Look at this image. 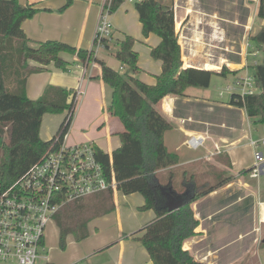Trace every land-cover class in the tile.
Here are the masks:
<instances>
[{
    "label": "trees",
    "instance_id": "16d2710c",
    "mask_svg": "<svg viewBox=\"0 0 264 264\" xmlns=\"http://www.w3.org/2000/svg\"><path fill=\"white\" fill-rule=\"evenodd\" d=\"M72 1L68 0L66 7ZM125 2L110 0L111 14ZM134 5L143 36L154 34L160 39L150 52L152 59L162 63V71L155 84L145 83L136 76L139 54L135 50L137 40L132 36L127 35L119 41V49L115 53L121 64L129 69L122 74L97 58L94 49H78L65 42L51 40L39 42L36 47L30 46L22 25L39 9L18 0H0V186L3 189L11 186L48 149L50 141H44L40 136L46 114H65L58 130L63 134L69 132L74 119V90L47 86L42 96L33 100L26 94L28 76L44 71L52 63L57 69L68 72L71 63L60 57L63 53L76 55L85 64L95 62L101 68V79L111 89L107 112L124 126L119 135L121 146L112 154L97 148V158L109 179L113 168L119 192L140 194L144 198L140 209L156 212V218L144 227L138 240L153 264H210L197 261L184 248V242L196 235L199 225L192 204L228 185L234 178H219L215 183L205 181L198 186L197 176L188 170L191 166L180 165L179 154L169 150L165 143L166 133L174 126L161 114L159 107L169 95L184 97L189 88L208 89L214 74L235 77L243 69L231 71L225 66L215 73L184 67L173 0H141ZM257 17L264 20V0H258ZM250 40L263 55L262 62L253 66L260 91L245 97L233 95L228 105L244 109L252 122L259 124L264 123V27ZM108 42H104L105 49H109ZM29 61L36 65L31 66ZM177 199H182L184 205L169 212L168 203ZM115 209L114 191L109 189L67 203L53 220L62 241L68 235L83 241L90 236L89 223Z\"/></svg>",
    "mask_w": 264,
    "mask_h": 264
},
{
    "label": "crops",
    "instance_id": "0c3cea01",
    "mask_svg": "<svg viewBox=\"0 0 264 264\" xmlns=\"http://www.w3.org/2000/svg\"><path fill=\"white\" fill-rule=\"evenodd\" d=\"M18 1L21 4H33L39 9L38 13H36L33 18L26 20L22 25L26 36L30 40V46L36 47L39 42L51 40L62 41L78 49L88 51L94 49L93 47L90 48L86 46L89 45L92 38L94 39L100 12L106 0H73L68 7H66L68 0ZM173 5L175 9L176 31L179 37L184 67H210L215 69L213 71L219 73L225 66L231 71L240 70L249 66V54L252 53V49L247 50L245 48V40L250 38V36L256 35L264 27V20L257 17L258 0H244L243 7L247 12L249 11V15L244 16V21L238 19V29L241 31L240 37H238V51L228 50L224 46L226 40L224 23L227 22V19L221 18V14L219 15L217 12L213 14L208 13L211 9V5L206 2V0H173ZM110 19L114 29V35L108 42L109 49L106 50H112L115 44L114 41L118 44V42L124 40L127 35L135 38L137 40L135 50L139 54V71L136 73V76L145 83L155 84L156 77L161 74L162 63L161 61L152 59L150 52L153 47L160 43V39L154 34H150L148 37L143 36L139 14L135 9L134 3L128 0H126L115 13L111 14ZM185 23L191 28L190 30L188 28V30L191 35L193 34L192 38L195 39L197 38L196 36H199L197 39L201 40L199 45L197 42L195 43L191 39L188 41L187 38L182 36L180 28H182ZM202 25L203 28L206 26L209 27L211 30L209 34L199 30ZM232 25L237 26L236 24ZM103 49L105 48L95 52L97 58L104 60L108 66L122 74L129 70L128 67L121 64L116 56V63L110 61L106 57ZM220 51L230 52L231 55H229L230 57L228 58L223 54L216 56L215 53H221ZM60 57L71 63L69 71L64 72L57 69L52 63L46 67L44 71L29 75L26 81L27 96L30 99L36 100L42 96L47 86L61 87L74 91L77 90V88H81L82 93L80 94L74 113V119L68 133V142L71 144L92 143L96 148L101 149L105 153L112 154L113 151L121 146L119 135L124 131V126L118 118L111 116L107 112L106 108L111 98V89L101 79L102 71L100 66L95 62L85 64L80 61L76 55L72 56L68 53H63ZM29 64L31 66L36 65L33 61H29ZM199 89L200 88H189L184 97L169 95L162 101L159 110L174 126L172 131L166 133L165 143L167 145L168 138L173 136L175 139L177 138V141L173 142V151L178 153L181 157L185 151L191 156L188 159L182 160L180 165H192L195 162L206 159V161H211L213 163L212 165L214 168L211 169L232 171L233 174L230 175L234 178L233 182L235 183L238 181V183L244 187L246 195L242 197L250 199L263 209L258 220L257 216H255L256 220L254 226L247 235L253 233L257 234L262 228V224H264V199H260V195L262 196L264 193V185H261L257 181L258 178L249 180L248 177L250 176L248 172L250 169H245L242 165L243 157L239 155L238 152V147H240L241 144L239 146L238 143H243L246 135L238 137V134H236L233 139L218 135L215 136L208 131H200L193 125H189L188 123L193 122L192 119L181 118L176 112L178 106L193 100H196L195 102L197 103H207L210 97L201 94ZM226 106L227 104L224 105V107ZM227 107H229V109L232 108V106L229 105ZM64 117L65 114L60 115V118L64 119ZM60 125L61 123L58 126V130ZM58 130L55 134H50L49 139H45L41 127L40 136L42 140L50 141L58 133ZM192 135H203L207 137L202 148L193 150L186 145L187 139ZM217 148L226 149L225 151L229 153L232 163L230 167L215 160L213 157L210 158V155H219V153L223 151H217ZM200 150L204 153L202 154L203 156L200 155ZM155 181L160 185L157 179ZM230 184L232 183L228 185ZM217 191L218 189L206 196V198L212 197V194ZM133 196L135 195L123 194L122 199L126 202ZM114 201L116 210H120L119 200L114 197ZM197 203H199V201H196L193 205H197ZM143 205L144 198L138 197L136 201L131 202L130 206L132 210H134L135 207L141 208ZM192 208L199 221V225L195 231L196 235L184 242V248L200 262L205 260L213 261L215 254L208 245L210 236L204 224L205 217L202 216L200 210L193 206ZM143 217L145 219L146 216L144 215ZM149 217L151 218L150 221L141 227L139 231H137V229L126 230L120 220L119 238L106 245L100 244L94 246L90 249L91 253L89 256L103 254L107 251H115L113 255L115 264H153L148 252L142 250L137 242H132L134 239H138L142 236V230L149 222L156 218V212L154 211L153 215L150 214ZM136 218H138V222H141L138 215ZM139 232H142L141 235L136 236ZM201 245L203 253L200 254ZM263 245H259V250L262 249ZM255 255L257 263L264 264V257L259 258L257 252ZM49 264L53 263L50 262Z\"/></svg>",
    "mask_w": 264,
    "mask_h": 264
},
{
    "label": "rangeland",
    "instance_id": "374dc122",
    "mask_svg": "<svg viewBox=\"0 0 264 264\" xmlns=\"http://www.w3.org/2000/svg\"><path fill=\"white\" fill-rule=\"evenodd\" d=\"M246 1V0H245ZM210 5V11L208 13L213 14L214 12L219 13L221 18L227 19L224 23L226 30V40L224 46L228 50L238 51V37H240L241 31L238 29V19L244 21V16L249 15V11L243 7L244 0H206ZM175 10V9H174ZM232 24H236L232 25ZM189 26L185 25L180 28L182 36L190 39L193 42H199L197 38H192ZM200 31L209 34V27L203 25L199 28ZM251 52L253 53L256 48L254 43L250 40ZM95 38V35H94ZM93 38L90 40L89 45L86 47H94ZM197 40V41H196ZM113 49L106 50V57L116 63L115 53L119 49V44L114 41ZM85 47V48H86ZM257 50V48H256ZM258 51V50H257ZM95 52V51H94ZM221 53H215L216 56L224 55L230 57V52L220 51ZM252 53L249 54V66L242 68L241 75L246 74L253 75V66L256 62L259 64L262 62L263 55L261 52L258 56H254ZM233 55V54H232ZM75 56V55H72ZM96 56V53H95ZM233 60L232 58H229ZM206 70H215L214 68L198 67ZM215 72V71H213ZM217 73V72H215ZM240 75V74H239ZM232 75L228 77H222L214 74L212 77L211 85L208 89H199L201 94L208 95L210 100L207 103H197L196 100L187 102L178 106L177 113L181 118H191L193 122L188 123L193 125L200 131H208L215 136L229 137L231 139L246 135L243 143L239 142L238 152L242 158V165L245 169H251L255 163L254 153L255 149L250 147L249 142L251 140L259 141L264 138V123L255 124L247 116L244 109L232 107L229 109L228 103L231 95L225 94L224 97H220V92L225 87L231 84L234 80ZM227 106L224 107V105ZM63 119L60 115L48 113L43 117L42 132L45 139H49L50 134H55L58 130V126ZM205 122V123H203ZM177 141V138L171 136L168 138V149L173 151V142ZM184 150V149H183ZM223 150L217 148V151ZM226 150V149H225ZM221 151L219 155H210V158L224 163L228 167L232 165L229 153L227 151ZM259 150V149H257ZM264 153V149L260 148ZM200 150V155L203 156V152ZM175 152V151H174ZM191 156L185 151L183 156L179 155V163L182 160L188 159ZM211 161L206 159L198 161L190 165L188 170L197 176L196 184L200 186L205 181L215 183L219 178H229L233 174L232 171L225 170L219 171L211 169L214 168ZM250 172V171H249ZM248 172V174H249ZM231 178V177H230ZM249 180H255L248 177ZM234 180V179H233ZM257 181L264 185V174L260 175ZM232 184L224 185L216 193L212 194V197L202 198L198 200L197 205L192 206L201 211L203 217H205V227L209 233L210 238L209 247L214 252L213 261L205 260L203 262L210 264H258L256 260V252L259 258L264 257V245L259 250V245L263 244L264 239V224L262 228L256 233L247 235L255 223V216L258 218L261 216L260 213L263 209L261 206L252 202L250 199H245L244 187L237 182L231 181ZM130 197L128 201H123V194L116 190L114 197L119 200L120 210L115 209L112 213L95 218L89 223L88 239L83 241H77L73 235H68L65 240H61L60 232L55 224V221L51 222L46 228L45 248L46 251L40 252L39 254L43 259L38 260L37 264H44L46 262L53 264H115L113 255L115 251H107L106 253L89 256L90 249L96 245L109 244L116 241L119 236V222L123 223L126 230L137 229L139 231L148 221H150L149 215H153V210H141L140 207H135L132 210L131 202L136 201L138 197L143 198L140 194ZM260 195V194H258ZM138 196V197H137ZM241 197V198H240ZM262 197V198H261ZM260 199H264V193L260 195ZM263 201V200H262ZM197 206V207H196ZM263 207V206H262ZM264 213V212H263ZM139 216L138 222L136 216ZM146 216L145 219L143 216ZM136 231V232H137ZM139 232L136 236L141 235ZM132 242H137L142 250H146L143 244L138 240L134 239ZM206 246V245H205ZM203 246V247H205ZM202 245L200 246V254L203 253ZM206 250V249H205ZM219 250V251H217ZM147 252V251H145ZM194 257V256H193ZM195 258V257H194ZM258 258V257H257ZM197 260V259H196ZM198 261V260H197Z\"/></svg>",
    "mask_w": 264,
    "mask_h": 264
},
{
    "label": "built area",
    "instance_id": "2783aa9c",
    "mask_svg": "<svg viewBox=\"0 0 264 264\" xmlns=\"http://www.w3.org/2000/svg\"><path fill=\"white\" fill-rule=\"evenodd\" d=\"M109 2L106 0L100 12L94 38L95 52L104 48V42L114 35ZM244 44L247 50L251 48L249 39ZM259 52L255 48L254 56ZM233 80L220 92L221 98L225 94L245 97L260 91L254 74L246 72ZM81 93V88L75 90L76 106ZM68 133H57L45 153L23 176L6 189L0 186V264H37L43 259L39 253L46 249V228L64 205L109 189L116 192L114 170L111 167L109 179L97 158L96 146L92 143L71 144ZM206 139L203 135H192L186 145L198 150ZM249 144L256 150L249 176L257 179L264 174V153L260 150L264 149V138L251 140Z\"/></svg>",
    "mask_w": 264,
    "mask_h": 264
},
{
    "label": "water",
    "instance_id": "95a60500",
    "mask_svg": "<svg viewBox=\"0 0 264 264\" xmlns=\"http://www.w3.org/2000/svg\"><path fill=\"white\" fill-rule=\"evenodd\" d=\"M183 205H184V201L182 199L172 200L167 205L168 211L174 212L180 209ZM263 243H264V239H263Z\"/></svg>",
    "mask_w": 264,
    "mask_h": 264
}]
</instances>
